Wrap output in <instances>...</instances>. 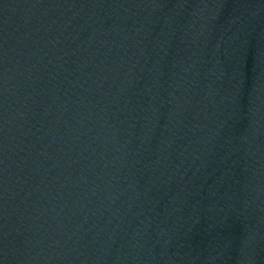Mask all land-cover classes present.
<instances>
[{"label":"water","instance_id":"1","mask_svg":"<svg viewBox=\"0 0 264 264\" xmlns=\"http://www.w3.org/2000/svg\"><path fill=\"white\" fill-rule=\"evenodd\" d=\"M264 0H0V264H255Z\"/></svg>","mask_w":264,"mask_h":264}]
</instances>
